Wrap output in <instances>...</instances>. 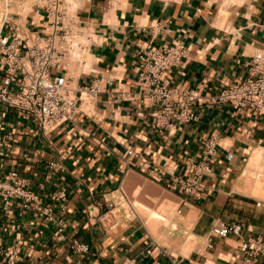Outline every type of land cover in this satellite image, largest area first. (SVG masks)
<instances>
[{
  "label": "crops",
  "instance_id": "obj_1",
  "mask_svg": "<svg viewBox=\"0 0 264 264\" xmlns=\"http://www.w3.org/2000/svg\"><path fill=\"white\" fill-rule=\"evenodd\" d=\"M67 1L71 34L56 72L80 97L75 120L44 132L0 102V130L14 133L0 178L16 170L36 195L28 206L0 197V264L9 249L15 264H114L149 247L142 264H172L163 248L185 264H264V256L247 262L240 249L242 238L264 237V108L214 100L264 52V0ZM51 31L34 0H0L2 35L32 42ZM176 40L187 54L166 79L198 97L195 117L168 128L156 123L159 105L138 81L140 55ZM4 68L0 51V79ZM90 83L100 87L95 97L81 89ZM211 140L216 154L204 159ZM200 161L212 167L201 191L166 184ZM220 220L241 221V236H214ZM75 240L89 251H74Z\"/></svg>",
  "mask_w": 264,
  "mask_h": 264
},
{
  "label": "built area",
  "instance_id": "obj_2",
  "mask_svg": "<svg viewBox=\"0 0 264 264\" xmlns=\"http://www.w3.org/2000/svg\"><path fill=\"white\" fill-rule=\"evenodd\" d=\"M67 0H34L36 10L42 11L49 21L52 31L37 36L32 42L22 39L18 33L12 36L0 33V51L4 61V74L0 79V102L6 108L14 109L19 114L37 124L44 132L54 130L66 121H74L80 106V97L73 93L65 73L56 70L66 49L73 17L67 6ZM187 54L183 41L176 40L162 47H149L140 55V72L138 81L143 84L148 94L157 101L159 108L155 114L158 125L178 128L183 122L195 117L191 103L198 97L195 89L173 86L166 79V73L174 66L181 65ZM250 74L237 85L224 87L214 100L218 104L237 107H251L256 111L264 108V52L257 51L250 59ZM81 89L95 97L100 87L97 83L82 86ZM1 127V123H0ZM14 133L0 130V159L4 150L11 148ZM132 152V151H130ZM216 154V143L208 141L204 150V159ZM234 153L229 151L226 159L231 161ZM192 173L189 177L173 175L166 184L186 193H197L203 189L202 180L212 167L205 161L191 162ZM1 168V162H0ZM25 179L19 177L16 170L10 171L7 179L0 178V197L8 199L23 197L25 205L35 200L36 195L23 184ZM61 190L58 197H64ZM38 210L52 216L50 207L37 206ZM243 223L238 220H220L212 227V234L227 237L230 234H242ZM72 248L76 252H88L89 244L75 240ZM240 249L247 262L255 257L264 256V237L251 235L242 238ZM170 256L172 264H185L183 258ZM152 254L149 247L124 263L142 264ZM16 251L7 250L6 264H15Z\"/></svg>",
  "mask_w": 264,
  "mask_h": 264
}]
</instances>
